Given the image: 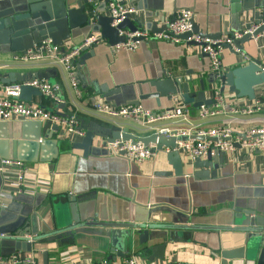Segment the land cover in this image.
<instances>
[{
    "label": "crops",
    "instance_id": "0c3cea01",
    "mask_svg": "<svg viewBox=\"0 0 264 264\" xmlns=\"http://www.w3.org/2000/svg\"><path fill=\"white\" fill-rule=\"evenodd\" d=\"M134 2L138 8L145 3L148 6V9L139 8L137 22L156 20L162 25L164 18L171 19L179 9L186 8L195 12L194 20L201 32L222 35L236 32L241 26L240 19L249 20L251 11L248 9L242 13V10L252 5L261 10L263 4V0H134ZM96 7L105 14L104 0H98ZM148 14H152L151 17ZM66 33V29L62 27V37L57 34V39L66 37ZM88 33V27L73 29L70 39L64 41L65 49L82 43ZM243 46L246 49L242 52L243 57L235 47L225 48L223 64L226 72L248 63L245 55L250 58L252 55L264 64V36L258 42L253 39ZM5 49L8 50L7 47ZM90 50H94L95 53L90 55L85 64L78 61L80 97L71 87L67 71L48 60L23 63L16 60V52H0V70L47 73L45 78L61 87L60 93L66 103L62 108L63 113H77L84 123L85 130L89 126L98 130L101 126L116 122L122 124L123 130L139 135H147L151 131L122 117L111 119L99 114L94 106L97 98L103 97L99 86L106 85L109 89L130 87L136 91H139L141 86L143 93H149L153 91L149 84L150 80L161 76L165 71L172 76L181 75L190 79V88L194 94L200 90L201 80L206 84L207 96H210L215 85V82L211 81L210 57L197 53L192 45L190 47L187 44L146 38L141 40L136 50L121 48L115 52L108 42L103 40ZM256 90L264 100V84L257 86ZM225 91L230 93L228 87ZM111 98L109 101L114 104L127 103L120 95ZM174 99V95L172 99L161 97V103L158 105L155 98H147L141 101V105L161 111L171 108ZM31 103L46 108L52 107L51 100L44 95L33 96ZM235 115L246 121L234 125L237 135H243L249 127L264 125V109L250 115L239 113ZM189 116L191 125H199L196 129L209 130L221 124L225 115L200 120L197 109L193 107ZM44 124L51 128L48 123ZM168 124L171 123L168 121L158 123L161 126ZM106 138L97 136L96 144L104 148L103 140ZM73 143L61 138L57 158L50 161L27 162L28 171L23 185H17L13 176L6 177L7 181L0 194H6V197L12 195V199H7L6 207L1 210L3 211L1 220L9 221L27 213L26 210L37 201V195L44 194L45 197L40 200L42 202L40 207L36 209L38 233L32 235L40 236L49 232L55 225V210L58 209L53 206L52 199L56 200L68 193L90 191L94 192V199L91 200L92 205L84 217L96 214L99 219L127 220L133 202L147 207L168 205L181 210H193L186 224L197 227L176 230L161 228L151 231L150 245L166 242L165 257L162 259L156 258L151 262L146 254L139 253L138 249H142L144 244L136 238L131 257H137L138 264H259L257 259L248 258L239 234L224 229V226L230 224L231 211L228 207L233 203L251 206L257 212L264 211L262 152L236 146L232 152L225 155L224 163L216 169V176L196 178L193 175L195 170L193 161L185 154H182L185 164L184 175L164 173L173 170V166L167 160L166 148L159 150L154 157L138 163L108 152L85 156L83 150L73 147ZM6 175L9 176L7 173ZM15 197L18 199L15 200ZM148 208L141 209L142 212L135 213V216L146 218ZM150 219L164 224L171 218L169 213L158 211L150 214ZM78 235L79 238H70L66 242L35 238L32 251L20 250L16 253L31 259L21 264H44L42 251L44 246L49 250V264H86L103 258L109 259L110 249L106 238L94 234ZM127 259L117 258L110 261L111 264H123Z\"/></svg>",
    "mask_w": 264,
    "mask_h": 264
},
{
    "label": "water",
    "instance_id": "95a60500",
    "mask_svg": "<svg viewBox=\"0 0 264 264\" xmlns=\"http://www.w3.org/2000/svg\"><path fill=\"white\" fill-rule=\"evenodd\" d=\"M98 0H93L96 2ZM90 0H0V52L10 51L18 53H26L28 49L39 44L43 39L52 38L55 43L64 46V41L70 39L71 31L79 27H88L89 33L87 37L94 36L99 33L101 38L105 39L110 46L132 40H144V37L130 38L127 35H120L121 29H130L136 31L143 27L141 22H136L127 16L120 24L113 26V18L99 11V8ZM105 2V0H104ZM106 4V3H105ZM140 9H148L143 5ZM251 11L249 20L240 19L241 26L237 29L240 37H234L232 44H225L226 48L233 49V45L242 52L246 51L243 46L254 39L255 36L264 32V0L261 10L256 9V5L242 10ZM152 14H148L151 17ZM254 24H261L254 33H245L244 27L250 29ZM62 27L66 29V37L61 40ZM145 27L151 32L163 31L166 26L159 25L158 21L153 20L145 23ZM192 32L202 33L205 36L214 39L220 38L221 33L208 34L201 32L194 20ZM192 32L182 35L188 38ZM233 34V32H228ZM60 37V38H61ZM95 41L91 47L95 46ZM191 44H195L192 42ZM5 47L8 48L5 49ZM86 47L83 54L79 58V63L85 64L86 60L94 50ZM47 77V73L42 71H25L19 72L15 70L2 72L0 70V82L4 84H12L16 82H27L31 79H40ZM192 79V78H191ZM212 74V82H215ZM222 90L228 87L230 92L235 93L238 97L254 98L256 96V87L264 84V64L256 57L251 55V60L244 64L229 70L222 76ZM153 91L143 93L140 86L139 91L130 87L122 89H109L106 85L99 86L103 97L112 100V96L120 95L126 99V104H141V101L147 98H155L160 105L161 97L172 99L173 95L181 93L186 103L192 104L197 108L202 104L211 105L213 98L207 96L206 84L200 81V90L194 94L190 88V79L184 76H172L165 71L161 76L156 77L149 82ZM39 88L31 85H22L19 98L21 100L33 101V96H42ZM66 103L60 104L59 108H63ZM116 105L118 102L115 103ZM125 104V103H124ZM63 114V112H60ZM66 115V114H63ZM83 123V122H82ZM84 125V123H83ZM63 130L58 124L52 125L49 129L48 125L39 120H13L0 121V158H16L25 162L50 161L58 157L60 152V140L57 135ZM106 136L110 141L117 139L129 140L134 142L142 141L145 144L150 142L156 143L159 150L169 147L171 150L167 153V160L173 166L172 171H165L175 175H184V160L179 150H175L179 140L187 139V136H167L164 133L151 132L147 135H139L134 132L123 130L120 123H109L96 129L89 126L86 129V135L81 142H74L75 149L83 150L84 155L107 153L105 148H101L96 144L95 138ZM199 139H212L210 136H197ZM236 146H241L236 143ZM225 151L217 150L212 154L209 150L206 158H196L193 161V175L196 178H210L217 175L216 169L225 161ZM5 184V176L0 171V190ZM36 202L31 208L26 210L27 213L17 216L15 219L4 221L1 220L2 212L0 211V233L6 236H0V256H8L22 251H32L33 242L29 241L26 235L37 234V212L36 209L41 205V198L44 194H38ZM18 197H15V200ZM94 199V192L86 191L78 194H64L56 200L52 199L55 206L56 217L53 229L45 234L36 236L35 238H46L48 241H62L79 238L78 234H94L106 238L109 242L110 255L109 260H117V258H130L135 247L136 238L141 244L142 249H138L139 253L147 255L149 261L153 262L156 258L165 257L166 242L156 245H150V237L152 230L167 228L166 230L191 229L197 226L186 224L193 214V210L186 211L174 208L168 205L146 206L141 204L131 205L129 218L127 220H105L99 219L98 215H89L87 210L92 205L91 200ZM43 201V200H42ZM137 205V206H136ZM9 208V207H8ZM148 208V214L139 218L135 213L142 212L141 209ZM231 211L230 224L224 226V229L237 232L240 240L244 245L246 255L250 259H257L259 264H264V211L257 212L251 206H239L233 203L228 207ZM167 212L170 215L169 221L159 224L150 219V214L155 212ZM44 264H49V250L43 247Z\"/></svg>",
    "mask_w": 264,
    "mask_h": 264
},
{
    "label": "built area",
    "instance_id": "2783aa9c",
    "mask_svg": "<svg viewBox=\"0 0 264 264\" xmlns=\"http://www.w3.org/2000/svg\"><path fill=\"white\" fill-rule=\"evenodd\" d=\"M93 2V0H90ZM97 6L98 1L93 2ZM106 10L105 14L113 18V26L120 24L128 15L136 22L137 15L140 13L134 0H105ZM195 19V12L192 9H179L175 16L171 19L164 18L162 25L166 28L160 32H151L145 27L136 31L130 29H121L120 35H127L130 38L144 37L155 38L171 41L177 44H187L193 46L199 54H206L210 57V71L215 77V85L211 91L210 96L213 98L211 105L202 104L197 107L198 118L206 120L214 118L218 115H225L221 124L209 130L196 129L199 125H191L190 112L193 105L186 103L181 93L175 94V99L171 108L165 110H153L145 108L138 104H124L116 105L107 100L105 97L97 98L94 103L95 109L101 116L108 118L122 117L137 123L139 126L150 130L151 132L164 133L167 136H187L185 140H179L178 146L175 150H179L181 154L187 155L191 161L196 158H206L209 150L212 154L217 150L225 151L226 154L232 152L236 143L249 150H258L264 154V125L252 126L244 131L243 135H237L234 125L236 123L246 122L239 115H250L257 111L264 109V100L261 94H257L254 98L238 97L235 93H226L222 90V76L226 73L223 64V53L225 51V44H232L234 37H240L238 31L233 34H223L220 38L214 39L205 36L202 33L192 32ZM261 24H254L250 29L244 27L245 33H254ZM192 32L188 38H183L182 35ZM264 36V32L254 37L258 42ZM105 39L101 36L94 35L87 37L82 43L66 48L54 42L52 38L43 39L39 44L28 49L26 53H18L15 58L18 62L28 63L37 60H48L51 64L58 65L67 71L70 79V84L78 97L81 96L80 87V73H79V58L83 54L86 47H91L95 41H103ZM195 42V44H191ZM141 40L129 39L126 42L111 46L113 51H118L121 48L127 50H136L140 46ZM233 47H235L233 45ZM236 48V47H235ZM237 52L242 55V51L236 48ZM248 62L251 58L245 55ZM22 85H31L41 90L42 94L49 98L52 102L51 108H46L38 104L21 100L19 98ZM61 87L57 83H53L46 78L31 79L27 82H16L12 84H4L0 82V121L13 120H39L48 123L50 127L58 124L63 130L57 136L68 139L72 142H81L86 135L85 127L78 117L77 113L63 115L60 104L65 103L62 97ZM234 94V96H233ZM235 104V105H233ZM230 107V108H229ZM229 109V110H228ZM230 114H227V113ZM239 116V117H238ZM168 121L171 124L158 125L159 122ZM182 123H187L182 125ZM197 136H210L216 138L199 139ZM103 147L108 153L115 156L124 157L130 161L143 162L146 159L154 157L159 151L157 144L150 142L145 144L142 141L134 142L132 139L124 140L117 139L110 141L108 138L103 140ZM167 151L171 149L165 147ZM0 171L6 177H15L17 185H23L25 182V175L28 171L27 162L16 158H1ZM9 174V176L6 175ZM21 191V190H20ZM6 194H0V211L6 207ZM1 237L6 236L5 233H0ZM29 241L33 242L32 235H26ZM31 259L24 258L20 253H13L8 256H0V264H21L29 262ZM86 264H111L107 258L100 259L96 262ZM123 264H138L137 257L128 258Z\"/></svg>",
    "mask_w": 264,
    "mask_h": 264
}]
</instances>
